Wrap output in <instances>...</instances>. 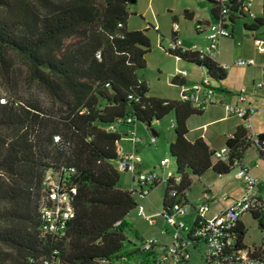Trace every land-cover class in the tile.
<instances>
[{"label":"trees","instance_id":"obj_1","mask_svg":"<svg viewBox=\"0 0 264 264\" xmlns=\"http://www.w3.org/2000/svg\"><path fill=\"white\" fill-rule=\"evenodd\" d=\"M133 1L0 0V86L6 93L0 102V264H42L51 258L65 264H128L141 256L144 250L137 245L124 248L125 228L131 225L127 215L138 203L120 187L113 163L121 134L109 127L119 120L131 117L123 123L150 125L175 113L169 149L181 178L168 177L163 208L185 199L193 176L233 169L214 158L202 137L188 139V117L203 111L188 101L148 95L150 86L138 71L147 66L152 41L146 29L127 28ZM208 1L216 19L219 3ZM239 6L237 0L230 6L232 22L239 18ZM263 23L255 19L244 25L255 30ZM168 52L200 63L216 79L226 76L225 69L198 59L194 50ZM172 82L179 84L176 77ZM226 145L239 159L254 147L245 125ZM62 165L75 168V215L65 236L54 237L41 231L40 202L47 171ZM251 213L262 227L264 208ZM236 231L238 245L248 247L240 222ZM255 252L264 255V245ZM155 256L144 251L140 264H154Z\"/></svg>","mask_w":264,"mask_h":264},{"label":"built area","instance_id":"obj_2","mask_svg":"<svg viewBox=\"0 0 264 264\" xmlns=\"http://www.w3.org/2000/svg\"><path fill=\"white\" fill-rule=\"evenodd\" d=\"M219 3L217 18L211 22L198 21L195 24V30L201 32L207 30L208 44L206 46H197L194 49H188L183 40L178 36L180 30L177 22L173 23V36L168 40V50L171 51H188L197 52L198 59L215 61L223 69L231 67V63H223L219 60L221 42L224 38L232 36L230 20V6L235 0H215ZM240 3L238 7V16H249L256 18L253 6L256 0H237ZM122 26L121 23L118 24ZM256 43L262 40L255 38ZM97 57L101 58L100 52ZM234 65L240 67H249L256 65L254 58H237ZM182 74L185 70L180 71ZM212 76L204 75L200 81L190 86L181 85L180 97L183 101L190 102L198 110L204 111L209 106L218 102L215 89L212 83ZM258 87L263 86L262 81L256 83ZM0 102L6 101L1 95ZM226 111L244 121L248 129V137L252 145L257 150L264 152V137H260L252 126V118L256 113V108L246 102L244 88L237 94L234 103L225 104ZM132 122L128 117L125 121L119 120L116 124L109 127L115 131L116 125ZM129 138L133 144H137L142 139L131 131ZM156 137L152 136L151 142H155ZM55 141L60 142L59 135L55 136ZM119 157L117 158L116 168L131 174L133 183L129 189L134 196L141 199L146 198L154 189L155 184L161 180L167 181L168 178H162L156 170L144 171L141 169L142 158L136 151L122 153L118 148ZM121 152V155H120ZM230 148L224 145L214 151V158L224 163L231 164L236 169V177L243 181V192L230 200L229 204L219 213L208 216L209 203L207 200L201 202L196 208L195 218H191L192 208L181 199L172 202L167 208L155 215H146L142 204H138V214L145 215L150 225L157 223V217H160L164 224L160 228V233L168 237L167 242H162L158 236L152 235L142 242V250L155 251L156 256L154 264H186L191 256V248H196L198 243L205 245L204 256L207 264H264V255L255 252V247H242L237 241V227L242 218L253 210L264 208V195L259 190V184L263 183L262 178L256 176L246 166L242 159L233 157ZM170 162L168 157L163 158L161 164L165 165ZM75 172L74 167L60 166L59 170L47 171L44 179V194L40 202L41 212V231L43 234H49L54 237L65 236L69 221L74 217V200L77 194V188L71 181V175ZM178 182L180 175L173 176ZM172 196L177 195L176 190L171 191ZM264 234V224L262 226ZM264 245V242L263 244ZM42 264H65L60 259H44ZM128 264H131L129 261ZM140 264V263H139Z\"/></svg>","mask_w":264,"mask_h":264},{"label":"crops","instance_id":"obj_3","mask_svg":"<svg viewBox=\"0 0 264 264\" xmlns=\"http://www.w3.org/2000/svg\"><path fill=\"white\" fill-rule=\"evenodd\" d=\"M212 8H213V4L211 3L210 16L209 17L205 16L203 19H201L199 12L200 4H197V6L185 5L183 7V11L187 10V13H184V15L189 19L198 18L196 22L198 21L211 22L215 20V15L212 12ZM253 10L256 13L257 17L251 18L247 15L239 16V18L236 21H234L231 25L232 36L228 38H224L221 42L219 60L223 63H231L232 65L230 68L225 69L226 76L224 78L216 79L212 77L213 79L212 83L215 89V95L218 102L216 104L209 106L202 113L199 114L196 113L190 115L187 119L188 139L193 142L197 138L202 137L206 141V143L210 146V148L213 149L214 151L226 145L227 140L235 134L238 127L244 125V121L242 119L230 115L225 109V104L234 103L236 101L237 94L240 92L242 88H244L246 102L254 106L257 110L252 118L253 129L257 134L264 133V31L262 32L263 37H254L251 43H245L242 41V39L235 37L236 25L239 22H241L240 20H242V18H245L241 22L245 29L247 28L245 27L244 24L250 25L255 21V19H260L264 22V0H256L253 6ZM246 18H249L250 21L246 20ZM263 26L264 23L255 30L247 29V31L250 30V31L258 32L263 30L261 28ZM193 28L196 35L205 34L207 37L206 29H204L201 32H197L195 30V25ZM178 36L181 39L182 37L185 38L183 40H187V34L184 31L183 27L182 28L180 27ZM255 38H259L260 40H262V42L256 43ZM193 44H195L194 40H192L191 43H189V45H185V46L188 49H194L197 46H193ZM207 44H208V38H207V42L203 46H206ZM237 58H254L256 60V65L249 67H240L238 65H234L233 62ZM175 59H176L175 69L173 70V72L172 71L168 72V74L171 76V81L174 77L177 78V82H179V84L173 82L172 83L175 86H178L180 89L177 95H174L172 97H169L167 95L158 96V97L181 100L180 97L181 85L183 84L185 86H190L191 84L200 81L201 78L207 74L204 66L194 61L185 60L176 56ZM182 70H185L186 73L182 74L180 72ZM258 81H262L263 86L258 87L256 85ZM148 95L150 94L148 93ZM150 96H154V95H150ZM170 114L171 112L168 115ZM174 120H175V113H174ZM127 126L130 125L124 123H120L116 125V131L121 134V139L118 142V148L122 149V153L136 151L137 148V145L133 144V142L129 138V134H128L129 130L127 129ZM150 126L151 124L148 125V127ZM174 127H175V123H174ZM153 133L154 136L158 135L156 131H153ZM163 158H165V156ZM161 161L159 163L160 164L159 166L162 170L160 176L164 179L170 176H176L177 173L176 164L174 165L173 168H171L169 166L170 162L168 164L163 165L161 164ZM242 161L246 166H248V168L256 176L262 178V176L264 175V155H261L256 148L248 147V149L244 152L242 156ZM116 162L117 159L113 161L114 165H116ZM149 166H150L149 164L148 165L144 164L142 159L140 168L144 169L145 167H149ZM127 174H128L127 179L124 181H121V177H120V187L129 190L133 184L134 185L136 184L135 182L133 183V178L131 174L129 173ZM230 174L231 171L225 174H221V173H217L213 169H209L200 176H193L192 185L185 192V201L191 206L193 211L191 214L192 219L195 218L196 208L201 202L205 200H207L208 203L210 201L212 202L209 203V211L207 212V215L213 216L219 213L220 211H222L229 204L232 198L239 196L243 192V188H244L243 181L238 179L236 176L235 178L230 179L229 177ZM210 175L212 176L214 175L212 179H210V177H212ZM196 182H199L203 185V191L202 194L200 195L202 201L198 203L190 201L187 196V192ZM161 184H163V188L162 191H160L161 202L159 204L160 205L162 204V210H163V196L167 185V181L165 180H161L159 184L145 198V203L144 204L142 203L146 215H155L158 212H160L157 209L159 205H155L154 195L155 192L156 195L157 194L159 195V193L157 192L159 190L157 189ZM262 189H263V183L261 182L259 184V190L263 194V192L261 191ZM218 197L219 200L215 201L214 198H218ZM247 214H252V213H247ZM247 214H245L244 216H246ZM139 216H144L146 218L145 215H139ZM244 216H242L240 220V226L241 229L246 231V223L245 220L243 219ZM158 218L160 217H157V221ZM162 221L159 223L157 227L150 228L149 233L145 235H141V237L139 238L145 239L149 236L156 235L159 237V239L162 242H167L168 237L160 233V228L163 225H165L164 222ZM262 244L263 242L256 246H260ZM202 245L204 244L198 243L196 247H200Z\"/></svg>","mask_w":264,"mask_h":264},{"label":"rangeland","instance_id":"obj_4","mask_svg":"<svg viewBox=\"0 0 264 264\" xmlns=\"http://www.w3.org/2000/svg\"><path fill=\"white\" fill-rule=\"evenodd\" d=\"M200 4V16L203 19L205 16H210L211 3L208 0H137L134 3L128 5L129 18L127 21V28L130 30L146 29L148 36L152 41V49L146 54L147 66L144 69L138 71L141 79L148 82L150 89L149 94L154 96H169L177 95L179 87L175 86L171 81V76L168 72H173L176 66L175 56L168 52V40L173 36V23L176 21L180 27L184 29L187 34V40H182L185 45H189L192 40L195 41L193 46H203L207 42L205 34L196 35L194 32V25L198 18L189 19L185 17L183 7L197 6ZM245 18H242V20ZM242 20H240L242 22ZM246 20L250 21L249 18ZM239 22L236 25L235 37L242 39L245 43H251L254 37H263V30L247 31L243 27V24ZM190 39V40H189ZM190 41V42H189ZM188 43V44H187ZM2 94L6 95L4 89L0 86ZM174 113L166 115L161 119H156L151 122V126L148 127L147 123L142 121H136L134 125L127 126L129 133L134 131L138 137L142 140L137 142L136 152L142 157L144 164H149V167H145L144 171L156 170L158 174H161L160 161L163 157L167 156L170 159L169 166L171 168L176 164L175 158L171 155L169 145L174 139ZM126 128V127H125ZM153 131L158 133L155 142H151ZM132 143V142H131ZM151 168V169H150ZM121 181L127 179V173L120 171ZM212 176V175H210ZM214 176V175H213ZM210 177V179L213 178ZM236 169L231 170L229 175L230 179L235 178ZM226 178V177H225ZM163 184L159 186L157 190L159 195L155 192V205L158 206V211L161 212L162 204L160 200V191H162ZM156 191V190H155ZM203 191V185L196 182L191 189L187 192V196L190 201L201 202V194ZM264 195V189L261 190ZM137 203H145V198L141 199L136 197ZM215 201L219 200L214 198ZM209 203H212L211 201ZM246 223V234L244 237V243L248 247H255L256 245L264 242V234L262 227L256 217L252 214H247L243 217ZM127 220L131 223L130 226L125 228V234L127 239L124 243L125 249L132 248L135 244L142 249V242L140 241L141 235H145L150 232V228L157 227L162 221L158 218L156 225H149L148 220L144 216L138 215V206L133 208L127 215ZM163 222V221H162ZM205 246L191 248V256L186 264H207L206 257L204 256ZM141 256H137L131 261V264H139L140 257L144 256V251L140 252Z\"/></svg>","mask_w":264,"mask_h":264},{"label":"water","instance_id":"obj_5","mask_svg":"<svg viewBox=\"0 0 264 264\" xmlns=\"http://www.w3.org/2000/svg\"><path fill=\"white\" fill-rule=\"evenodd\" d=\"M133 2H135V1H133ZM198 64H200V63H198Z\"/></svg>","mask_w":264,"mask_h":264}]
</instances>
